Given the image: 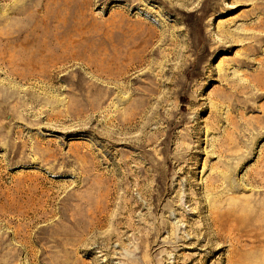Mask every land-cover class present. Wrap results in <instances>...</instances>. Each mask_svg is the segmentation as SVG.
Segmentation results:
<instances>
[{
  "label": "rangeland",
  "instance_id": "374dc122",
  "mask_svg": "<svg viewBox=\"0 0 264 264\" xmlns=\"http://www.w3.org/2000/svg\"><path fill=\"white\" fill-rule=\"evenodd\" d=\"M263 176L264 0H0V264H264Z\"/></svg>",
  "mask_w": 264,
  "mask_h": 264
},
{
  "label": "bare ground",
  "instance_id": "6f19581e",
  "mask_svg": "<svg viewBox=\"0 0 264 264\" xmlns=\"http://www.w3.org/2000/svg\"><path fill=\"white\" fill-rule=\"evenodd\" d=\"M259 182H260L261 184L264 183V176H263V178H260V181H259ZM217 229H218V231L216 230V232H217L218 234L223 233L224 230H225V226H224V224H223L222 228H221V227H217ZM262 237H263V235H257V238H258V239H261Z\"/></svg>",
  "mask_w": 264,
  "mask_h": 264
}]
</instances>
